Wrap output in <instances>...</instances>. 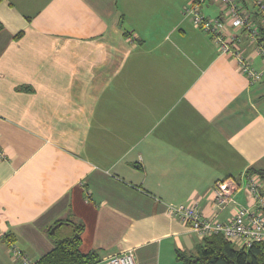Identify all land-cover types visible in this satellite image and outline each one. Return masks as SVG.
Masks as SVG:
<instances>
[{"label": "crops", "instance_id": "obj_1", "mask_svg": "<svg viewBox=\"0 0 264 264\" xmlns=\"http://www.w3.org/2000/svg\"><path fill=\"white\" fill-rule=\"evenodd\" d=\"M209 3L203 14L227 23L261 80L184 14L190 0L0 1V264H21L12 245L40 259L67 217L101 260L133 250L137 264H184L177 250L204 238L169 206L222 221L255 207L264 61ZM227 178L239 188L218 206Z\"/></svg>", "mask_w": 264, "mask_h": 264}, {"label": "built area", "instance_id": "obj_2", "mask_svg": "<svg viewBox=\"0 0 264 264\" xmlns=\"http://www.w3.org/2000/svg\"><path fill=\"white\" fill-rule=\"evenodd\" d=\"M205 0H190L185 6L184 14L191 15L196 26L213 35L220 50L237 59L240 68L245 72L251 81L261 80L263 71L252 66L249 59L241 54L240 50L233 49L231 43L237 38L236 35L226 33L227 23L221 18L207 17L201 12L200 5ZM227 6L226 17L235 28H243L251 40L257 42L258 52L264 61V39H261V27L264 28V0H252L258 8L260 15L259 22L252 18V12L248 6L239 0H217ZM258 174H250L246 188L248 193L255 200V207L240 206L235 213L225 221L205 218L197 205L180 204L169 206V213L189 224L190 228L201 237L213 234H223L226 239L238 247H250L255 243L264 242V194L263 183ZM239 188L235 179L227 178L218 181L214 188L216 203L223 206L233 200L234 192ZM12 253L21 264H33L30 259L18 246H10ZM135 253L129 250L113 258L102 260L100 264H136Z\"/></svg>", "mask_w": 264, "mask_h": 264}, {"label": "trees", "instance_id": "obj_3", "mask_svg": "<svg viewBox=\"0 0 264 264\" xmlns=\"http://www.w3.org/2000/svg\"><path fill=\"white\" fill-rule=\"evenodd\" d=\"M239 1L250 8L253 20L259 22L261 13L256 4L252 0ZM261 36L264 38L263 27H261ZM252 171L264 180V170L255 169ZM59 223L61 225L53 231V228ZM63 225H69L71 231L57 239L54 235ZM83 230L84 224L75 222L70 217L57 220L50 227L54 248L33 264H100L102 260L97 251L93 250L88 253L81 251ZM203 238L204 241L198 246L196 253L177 250V260L184 264H264V242L255 243L250 247H238L226 239L223 234H213Z\"/></svg>", "mask_w": 264, "mask_h": 264}, {"label": "rangeland", "instance_id": "obj_4", "mask_svg": "<svg viewBox=\"0 0 264 264\" xmlns=\"http://www.w3.org/2000/svg\"><path fill=\"white\" fill-rule=\"evenodd\" d=\"M210 2V3H209ZM208 3L209 4H214V5H216V4H218V1H216V0H208ZM201 12H202V10H201ZM203 13V12H202ZM206 16V15H205ZM208 17V16H207ZM213 18V17H212ZM67 230H70L71 231V227L69 226V225H63L62 227H60L59 229H58V233H56V235H54L57 239H59V238H61L63 235H65L66 233H64V232H67ZM69 231V232H70ZM135 257V262H136V264H137V259H136V255L134 256Z\"/></svg>", "mask_w": 264, "mask_h": 264}, {"label": "water", "instance_id": "obj_5", "mask_svg": "<svg viewBox=\"0 0 264 264\" xmlns=\"http://www.w3.org/2000/svg\"><path fill=\"white\" fill-rule=\"evenodd\" d=\"M61 223L57 224L54 228H53V231L56 229V227L60 226Z\"/></svg>", "mask_w": 264, "mask_h": 264}]
</instances>
